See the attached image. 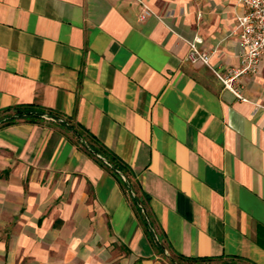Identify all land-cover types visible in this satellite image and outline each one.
<instances>
[{"label":"crops","instance_id":"obj_1","mask_svg":"<svg viewBox=\"0 0 264 264\" xmlns=\"http://www.w3.org/2000/svg\"><path fill=\"white\" fill-rule=\"evenodd\" d=\"M0 0V109L55 108L111 148L148 194L163 250L121 182L62 124H0V264H264V54L238 78V0ZM228 263V262H226Z\"/></svg>","mask_w":264,"mask_h":264},{"label":"trees","instance_id":"obj_2","mask_svg":"<svg viewBox=\"0 0 264 264\" xmlns=\"http://www.w3.org/2000/svg\"><path fill=\"white\" fill-rule=\"evenodd\" d=\"M5 112L0 116V124L11 123L17 119L23 118L28 121H38L42 119L55 121L62 124L67 130L71 132V139L79 146L83 151L92 156L100 164L108 168L115 174L117 179L121 182L126 195L130 198L135 208L137 216L143 222L146 232L150 237L155 238V243L158 248L163 250L164 239L162 233H158L156 230L152 231L149 227V222L146 220L147 215L152 223L151 214L147 206L148 194L141 191L136 186L135 182L131 178V170L126 162H124L111 148L106 146L97 136L91 132L88 128L82 125L78 121H72L70 118L61 114L58 110L52 107H48L35 102H19L0 109V112ZM48 116L49 118H46ZM99 153L103 156L108 163H105L101 158L97 156ZM125 178L121 176L120 173ZM132 188L135 195L129 192V188ZM138 203L143 205L144 210L138 206ZM213 256H189L182 253H177L175 258H171L174 264H220L214 262ZM214 262V263H213ZM238 263V264H250L247 260L238 256H228L222 263Z\"/></svg>","mask_w":264,"mask_h":264},{"label":"built area","instance_id":"obj_3","mask_svg":"<svg viewBox=\"0 0 264 264\" xmlns=\"http://www.w3.org/2000/svg\"><path fill=\"white\" fill-rule=\"evenodd\" d=\"M242 4V10L235 14L234 28L232 33L237 36L243 52L240 58V65L230 66L223 72L217 66L209 63L210 53L200 46L203 38L195 35L187 40L188 52L187 57L192 62H202L211 67L214 74L222 81L223 85L232 91L237 97L245 99L241 92L240 83L238 78L242 75L255 73L257 71V64L264 54V0H238ZM151 13V10L142 5L140 18H144ZM49 118L48 116H45ZM99 158H104L97 153ZM103 160V159H102ZM105 163L108 161L103 160ZM120 173L119 170H117ZM121 174V173H120ZM123 178L124 175L121 174ZM129 192L135 195L134 190L130 187ZM138 206L143 211V205L138 203ZM146 220L149 222V227L155 231L153 224L149 217L145 215Z\"/></svg>","mask_w":264,"mask_h":264},{"label":"rangeland","instance_id":"obj_4","mask_svg":"<svg viewBox=\"0 0 264 264\" xmlns=\"http://www.w3.org/2000/svg\"><path fill=\"white\" fill-rule=\"evenodd\" d=\"M140 1V4L141 5H146L150 10H151V13H154L153 12V10L151 9V7L145 2V0H139ZM5 112H3V111H1L0 112V116H2L3 114H4ZM162 254H163V256L167 259V260H169L170 262H172L171 261V258H175V256L173 255H170L169 253H167V252H162ZM216 262V261H215ZM173 263V262H172ZM214 263V262H213ZM209 264H211V263H209Z\"/></svg>","mask_w":264,"mask_h":264},{"label":"water","instance_id":"obj_5","mask_svg":"<svg viewBox=\"0 0 264 264\" xmlns=\"http://www.w3.org/2000/svg\"><path fill=\"white\" fill-rule=\"evenodd\" d=\"M102 159L105 160V158ZM223 264H238V263H223Z\"/></svg>","mask_w":264,"mask_h":264}]
</instances>
